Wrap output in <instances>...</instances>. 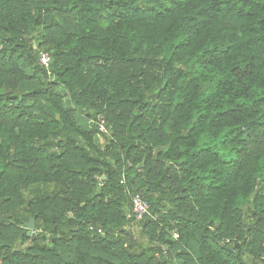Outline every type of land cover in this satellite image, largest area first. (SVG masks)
I'll list each match as a JSON object with an SVG mask.
<instances>
[{"label": "trees", "instance_id": "obj_1", "mask_svg": "<svg viewBox=\"0 0 264 264\" xmlns=\"http://www.w3.org/2000/svg\"><path fill=\"white\" fill-rule=\"evenodd\" d=\"M0 264H264V0H0Z\"/></svg>", "mask_w": 264, "mask_h": 264}, {"label": "built area", "instance_id": "obj_2", "mask_svg": "<svg viewBox=\"0 0 264 264\" xmlns=\"http://www.w3.org/2000/svg\"><path fill=\"white\" fill-rule=\"evenodd\" d=\"M41 58L44 64H48V62L50 61L49 56L46 53H43ZM100 130L103 132L106 131V122L104 117H101L100 119ZM150 215V204L139 196L133 198V218L137 221H141ZM99 232L101 233L100 230ZM174 236L178 237V234L175 233Z\"/></svg>", "mask_w": 264, "mask_h": 264}, {"label": "water", "instance_id": "obj_3", "mask_svg": "<svg viewBox=\"0 0 264 264\" xmlns=\"http://www.w3.org/2000/svg\"><path fill=\"white\" fill-rule=\"evenodd\" d=\"M26 227L30 230L29 232V236L30 235H36L33 231L35 230L36 228V225H35V220L34 219H31L30 222L28 224H26Z\"/></svg>", "mask_w": 264, "mask_h": 264}, {"label": "rangeland", "instance_id": "obj_4", "mask_svg": "<svg viewBox=\"0 0 264 264\" xmlns=\"http://www.w3.org/2000/svg\"><path fill=\"white\" fill-rule=\"evenodd\" d=\"M101 141H102V139H101ZM34 233H35V231H34Z\"/></svg>", "mask_w": 264, "mask_h": 264}]
</instances>
